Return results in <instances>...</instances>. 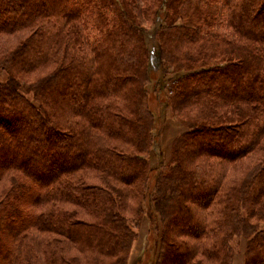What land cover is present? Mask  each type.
Segmentation results:
<instances>
[{"label": "trees", "instance_id": "16d2710c", "mask_svg": "<svg viewBox=\"0 0 264 264\" xmlns=\"http://www.w3.org/2000/svg\"><path fill=\"white\" fill-rule=\"evenodd\" d=\"M158 16L187 130L147 210ZM1 73L0 264H127L145 212L156 264H264V0H0Z\"/></svg>", "mask_w": 264, "mask_h": 264}, {"label": "rangeland", "instance_id": "374dc122", "mask_svg": "<svg viewBox=\"0 0 264 264\" xmlns=\"http://www.w3.org/2000/svg\"><path fill=\"white\" fill-rule=\"evenodd\" d=\"M161 20L162 17L158 16L154 23L144 22L141 27L149 49V101L155 119L153 147L145 155L151 165L148 178L147 199L145 202V209L147 210L151 207L150 194L152 193L158 174L172 165L170 160L173 140L187 130L186 126L179 119L177 113L172 110L167 101L171 83L181 73L169 71L163 67L160 54L161 49L156 36V30L162 23ZM222 21L223 23L220 27L226 30V20L222 18ZM5 77L4 74H0V79L5 80ZM147 214L148 212H145L141 217L140 223L135 228L137 237L133 242L127 264H156L159 255L157 243L159 234L158 229ZM246 241L247 239L244 236L236 239V252L233 264H244Z\"/></svg>", "mask_w": 264, "mask_h": 264}]
</instances>
